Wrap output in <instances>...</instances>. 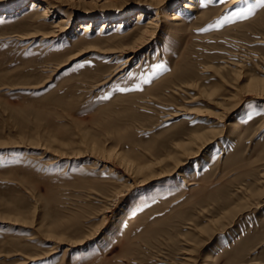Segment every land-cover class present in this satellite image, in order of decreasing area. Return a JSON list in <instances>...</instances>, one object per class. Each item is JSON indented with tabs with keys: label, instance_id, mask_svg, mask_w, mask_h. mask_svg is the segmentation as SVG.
<instances>
[{
	"label": "rangeland",
	"instance_id": "374dc122",
	"mask_svg": "<svg viewBox=\"0 0 264 264\" xmlns=\"http://www.w3.org/2000/svg\"><path fill=\"white\" fill-rule=\"evenodd\" d=\"M230 2L0 0V264H264V0Z\"/></svg>",
	"mask_w": 264,
	"mask_h": 264
},
{
	"label": "bare ground",
	"instance_id": "6f19581e",
	"mask_svg": "<svg viewBox=\"0 0 264 264\" xmlns=\"http://www.w3.org/2000/svg\"><path fill=\"white\" fill-rule=\"evenodd\" d=\"M242 0H231V2H230V5H229V7H232V6H234V5H236L237 3H239V2H241ZM184 8H190L187 4H185L184 5ZM46 17V16H45ZM172 20H179V17L176 15V14H173V17L171 18ZM140 20V19H139ZM153 21H155V20H152V21H150L149 23H148V25H149V27L148 28H150L149 30H147V32H148V34L150 33V34H152L151 36H152V38H153V34H155V32H156V30H157V26L158 25H156V24H154L153 23ZM65 23V21H63V20H61V22H59L54 28H56L58 31H60V30H63L62 32H64V27H62L61 25H63ZM85 29H86V31H89V30H92V29H89V26H87V27H85ZM57 32V31H56ZM143 35H145V33L143 34ZM53 36V35H52ZM151 36H150V38H151ZM54 37V36H53ZM45 38V37H44ZM143 38H145V37H140V41H142V39ZM139 43V42H138ZM144 45V44H143ZM138 46L139 45H137V44H135L134 43V45H132L131 47H129V48H122V49H119V50H117V51H114V52H112L113 54H116V53H125L126 51H133L134 49L136 50V48L138 49ZM139 49H140V47H139ZM79 55H81V54H79ZM130 59V58H129ZM129 59H126L124 62H123V65L124 64H126L127 62H129ZM122 67V66H121ZM120 67V68H121ZM120 71H122V69H120L119 70V72ZM204 148V147H203ZM185 153V152H184ZM186 155V154H185ZM190 156V155H189ZM186 157H187V155H186ZM191 158V157H190ZM180 166V164L179 165H177L175 168L177 169L178 167Z\"/></svg>",
	"mask_w": 264,
	"mask_h": 264
}]
</instances>
